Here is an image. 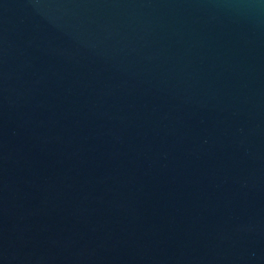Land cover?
<instances>
[{
  "label": "water",
  "instance_id": "water-1",
  "mask_svg": "<svg viewBox=\"0 0 264 264\" xmlns=\"http://www.w3.org/2000/svg\"><path fill=\"white\" fill-rule=\"evenodd\" d=\"M0 264H264V0H0Z\"/></svg>",
  "mask_w": 264,
  "mask_h": 264
}]
</instances>
